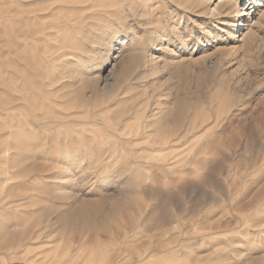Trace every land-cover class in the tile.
Returning a JSON list of instances; mask_svg holds the SVG:
<instances>
[{"label": "rangeland", "instance_id": "374dc122", "mask_svg": "<svg viewBox=\"0 0 264 264\" xmlns=\"http://www.w3.org/2000/svg\"><path fill=\"white\" fill-rule=\"evenodd\" d=\"M0 264H264V0H0Z\"/></svg>", "mask_w": 264, "mask_h": 264}, {"label": "bare ground", "instance_id": "6f19581e", "mask_svg": "<svg viewBox=\"0 0 264 264\" xmlns=\"http://www.w3.org/2000/svg\"><path fill=\"white\" fill-rule=\"evenodd\" d=\"M233 9H234L235 12H238V10H237V6H234ZM105 80H106V78H105ZM164 220H165V219H164ZM69 253H70V252H69ZM133 260H134V259H133ZM133 262H135V260H134ZM133 262H132V263H133Z\"/></svg>", "mask_w": 264, "mask_h": 264}]
</instances>
